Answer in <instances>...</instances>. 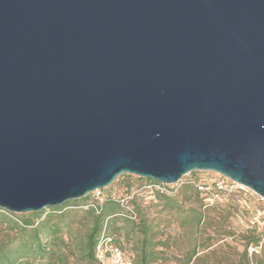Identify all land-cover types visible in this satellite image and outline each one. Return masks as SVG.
<instances>
[{
  "label": "water",
  "instance_id": "water-1",
  "mask_svg": "<svg viewBox=\"0 0 264 264\" xmlns=\"http://www.w3.org/2000/svg\"><path fill=\"white\" fill-rule=\"evenodd\" d=\"M193 171L264 198V0H0V209Z\"/></svg>",
  "mask_w": 264,
  "mask_h": 264
},
{
  "label": "rangeland",
  "instance_id": "rangeland-1",
  "mask_svg": "<svg viewBox=\"0 0 264 264\" xmlns=\"http://www.w3.org/2000/svg\"><path fill=\"white\" fill-rule=\"evenodd\" d=\"M222 180L224 176L212 171H193L174 184L121 174L107 187L65 204L64 211L72 218L68 219L69 226H63L61 237L65 242L58 241L53 251L67 254L71 264H97L85 258L86 251L80 244L91 226L86 209L103 206L110 199L119 201L123 212L134 210L147 219L160 252L156 264H184L190 258V264H264V198L232 180H224L221 185ZM196 191L207 193L200 194L206 215L200 224L191 212L201 208ZM123 212L108 217L104 231L117 234V242L135 262L143 236L132 230ZM257 235L261 242L247 245L249 238ZM204 245L212 246L202 251ZM44 264L61 263L55 257Z\"/></svg>",
  "mask_w": 264,
  "mask_h": 264
},
{
  "label": "trees",
  "instance_id": "trees-1",
  "mask_svg": "<svg viewBox=\"0 0 264 264\" xmlns=\"http://www.w3.org/2000/svg\"><path fill=\"white\" fill-rule=\"evenodd\" d=\"M203 193L206 192L196 191L195 197L201 201V208H194L191 211L193 219L199 224L206 219L202 209L205 203L203 198L200 197V194ZM67 205L46 208L48 209L46 212H30L23 215L0 209V264H44L55 257L61 264H71L67 254L62 253V251H60L61 254H56V251H53L54 247L58 246V241L65 242L63 237H61L63 226H69L70 220L68 221V219L72 218L70 212L64 211ZM95 208L89 207V209H86V214L91 218V226L86 231L80 244L82 250L86 251L85 258L90 263L102 264L95 255L99 237L105 229V222L108 217L122 213L124 207L119 201L109 199L103 206H96ZM123 213H125L124 220L127 223H131L132 230L139 232L138 234L143 236L140 246L137 247L138 255L136 261L134 262L127 254L125 248L117 242V234H112L111 236L115 243L124 250L126 256L134 264H156L161 257L159 255L160 252L156 249L158 244L154 241L155 233L153 228L140 213L138 214L134 210L130 214L128 211ZM260 242L261 237L257 235L249 238L247 245L250 243L258 245ZM211 246L204 245L202 251L210 249ZM59 250H61V247H59ZM194 253L196 252L194 251ZM247 253L246 249L245 254ZM190 263L191 258L184 264Z\"/></svg>",
  "mask_w": 264,
  "mask_h": 264
},
{
  "label": "built area",
  "instance_id": "built-area-1",
  "mask_svg": "<svg viewBox=\"0 0 264 264\" xmlns=\"http://www.w3.org/2000/svg\"><path fill=\"white\" fill-rule=\"evenodd\" d=\"M224 180L230 179L224 177ZM224 180L221 181V185L225 183ZM236 184L245 187L242 184ZM95 255L97 260L102 264H134L133 261L126 256L124 250L115 243L113 237L106 231H103L99 237Z\"/></svg>",
  "mask_w": 264,
  "mask_h": 264
}]
</instances>
